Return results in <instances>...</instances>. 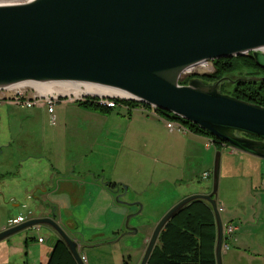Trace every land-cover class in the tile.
<instances>
[{"label":"water","instance_id":"1","mask_svg":"<svg viewBox=\"0 0 264 264\" xmlns=\"http://www.w3.org/2000/svg\"><path fill=\"white\" fill-rule=\"evenodd\" d=\"M248 52L264 69V0L0 4V89L24 81L111 87L128 95L123 99L170 112L230 148L264 159L263 106L220 92L226 76L209 82L192 77L178 83L181 74L195 64ZM218 154L213 158L211 191L187 195L170 206L155 223L137 264H145L165 222L193 200L206 201L212 210L214 259L221 264L222 226L215 203ZM41 224L56 234L76 264H84L79 251L88 245H77L54 221L53 213L0 229V240ZM124 227V233L135 231Z\"/></svg>","mask_w":264,"mask_h":264},{"label":"crops","instance_id":"2","mask_svg":"<svg viewBox=\"0 0 264 264\" xmlns=\"http://www.w3.org/2000/svg\"><path fill=\"white\" fill-rule=\"evenodd\" d=\"M63 103H53L48 113L44 103L35 102L39 107L34 114L49 118L48 124L26 125L27 136L37 139L16 140L8 126L10 139L0 142V197L32 195L30 204L40 211L32 217L53 213L54 221L77 245H88L79 251L83 263L87 261L84 249L103 247L115 241L108 242L114 236H104L122 233L116 240L137 252V264L155 223L170 206L187 195L210 192L176 189L175 183L188 184L197 165H203L202 176L208 177L213 160L207 151L221 145L206 146V136L190 131H169L162 117L135 107L122 105L101 113L72 100ZM154 157L161 165L159 174L147 168ZM218 166L224 187L215 195V203L222 231L231 226L229 233L222 234L220 262L264 264V159L248 153L218 154ZM225 193L233 194L232 198L227 200ZM19 204L15 200L12 206L17 209ZM0 207L4 208L1 203ZM80 207L85 211L81 218L76 212ZM17 215L21 213L13 217ZM78 219L89 223L91 234L100 235L101 240H85L84 234L75 231ZM124 224L135 231L124 233ZM56 239L45 245L39 225L26 227L22 235L0 241V264H46Z\"/></svg>","mask_w":264,"mask_h":264},{"label":"trees","instance_id":"3","mask_svg":"<svg viewBox=\"0 0 264 264\" xmlns=\"http://www.w3.org/2000/svg\"><path fill=\"white\" fill-rule=\"evenodd\" d=\"M211 64L213 67L211 72L188 73L180 77L178 83L184 84L192 76L209 82L241 71L242 76L239 75L230 82L228 88H225V82H222L219 86L220 92L264 107V79H250V77H264V69L254 63L250 52L214 59L211 60ZM113 100L116 105L122 104L130 108L137 105L136 101L129 99L113 98ZM75 101L83 108L101 113H109L114 108L97 103L95 97H84ZM157 112L165 118L181 123L190 132L212 138L214 145L221 144L197 125L167 111L157 109ZM214 241L215 225L209 204L203 200H193L165 222L145 264H215ZM46 264L76 263L63 242L56 239Z\"/></svg>","mask_w":264,"mask_h":264},{"label":"rangeland","instance_id":"4","mask_svg":"<svg viewBox=\"0 0 264 264\" xmlns=\"http://www.w3.org/2000/svg\"><path fill=\"white\" fill-rule=\"evenodd\" d=\"M24 1H26V0H3V1L0 0V3H6L7 4V3H19V2H24ZM212 70H213V67H212L211 61H207V63H205L203 65L194 66L193 68H191L189 70V72L202 74V73L211 72ZM243 74H247V73H243ZM239 75L242 76L241 71L234 72L233 74L228 75L227 76L228 80L223 81V82H225V88H228V85L230 84V82H232L234 79L238 78ZM182 76H183V74H181V77ZM179 82H180V80H179ZM179 84H182V83H179ZM20 90H22V94H23V96H25L24 98L29 97L33 93H37L34 88L29 87L28 85L22 86L20 88ZM4 94L9 95L10 93L5 92ZM65 99L74 101L76 103V105H78V104L75 100H81V99L74 97L73 95H70L69 97L68 96H58L56 102H58V105H65V103H63V101ZM10 101H13V100H10ZM56 102H54V103H56ZM37 105L38 104L34 103L33 105H31L28 108L20 107L19 103H17V105H14V104L12 105V104H9L8 102H6V100L0 98V142L3 140H9L10 139V134H8V126H9V128H12L13 132L15 133L14 138L16 140H21V141L31 140L32 141L34 139H37L36 135L27 136V134H26L27 126L26 125L28 123L36 124V125L37 124L43 125V123L44 124L49 123V118H48V116L46 117V114H43V113L42 114H34L35 108L39 107ZM121 107H122V104H118L114 107V109L117 110V109H120ZM135 108H136V110H139L137 107H135ZM41 111L44 112L45 108H42ZM210 147L211 148L209 149V151H207V153L211 156V160H213L214 154L216 153V151H219V154H221V155L232 154V153H238V154L245 153V152L240 151V150L232 149L226 144L221 145L219 148H217V150L214 149L213 145ZM132 156H135V155L133 154ZM156 160H157L156 157H154L153 159H149L147 162V168H148L149 172L150 171L153 172V170H155L156 172H154V173L159 174V167H161V165L159 163H157ZM202 166L203 165H201V166L197 165L196 166V171H194L195 175H193V177L190 179L191 181L188 184H186L187 183L186 181H178L177 180L175 183V188L179 189V187H180V188H189L190 190L204 189V190L211 191L212 171H213L212 165H210L211 167L209 169V176L208 177L202 176V173H201V171L203 169ZM220 170L223 171V169H220ZM219 175L220 174H219V166H218L217 185H216L215 195H218V193L220 194L223 190V187H224L223 186L224 185L223 172H222L221 178L219 177ZM156 176L157 175H155V177ZM219 178L221 179V182H220ZM228 184H230V182ZM151 189L153 190V188L151 187L147 191L149 196H151V194H152ZM159 191H161V188L159 189ZM159 193H158V195H159ZM224 195H225V198L227 200H230L232 198L233 194L225 193ZM15 200L20 202V204L16 207L17 209H15L12 206V204L15 202ZM33 200H34V198H32V195H27V197H21V198L18 197L17 198L13 195L10 197V195L5 194L3 198L0 197L1 206L4 207V208L0 207V222L3 224V228L12 225L9 223V220L15 215L16 212H20L24 218H29L35 214H38L40 211L38 209H36L35 207H32L30 204ZM14 209H15V211L12 212ZM41 209H43V207ZM76 212H77V214H79V216L81 218V216H83L84 212H85L84 207H80L78 209V211H76ZM79 220L80 219H78V221H76L77 223L75 224V227H74L75 231L80 232L81 234H84L85 240H91L92 238H99V240H101L100 235L91 234L94 231H92V229H89V227H91V225L85 221V220H90V219H88L86 217V219L84 220L85 222L82 220L79 222ZM100 230L101 229H95V232H101ZM23 231H24V228L15 232V233H12L11 235H9L7 237H9V238L10 237H17L19 235H22ZM39 233L43 234V236L45 238V245H51L54 238L56 237V234L51 232V230L48 228V226L43 225V224L39 225ZM118 235H114V234L111 235V233H110V234H107L106 236H104L103 239L114 236L111 239H109V241L115 240V241H112V243H110V244H105L103 246L104 248L103 247H100V248L92 247L90 249H84L83 253L86 254V260H87L84 264H136L137 252L134 253V251L131 250V248H129V247L125 248V247L121 246L123 241L122 240H120V241L116 240ZM7 237H5V238H7ZM5 238H3L1 240H4Z\"/></svg>","mask_w":264,"mask_h":264},{"label":"built area","instance_id":"5","mask_svg":"<svg viewBox=\"0 0 264 264\" xmlns=\"http://www.w3.org/2000/svg\"><path fill=\"white\" fill-rule=\"evenodd\" d=\"M205 63H207V62H203L202 65ZM190 69H187L182 74L186 75V74L190 73L189 72ZM20 88L21 87H13L12 85L5 87V88H1L0 89V98L13 100L14 102L19 103L21 106H30L31 104H33L35 102H42L47 106V112L51 113L52 112V105L57 100L58 96H68V95H60V94H58V95L57 94L42 95V94H38V93H33L29 97L24 98L25 96H23L22 90H20ZM5 92H9L10 94L5 95L4 94ZM74 97H76L78 99H83V97H95L97 103H99L101 105H106L109 107H113L116 105L113 98L123 99V98L118 97V96L92 95V94H80V95L74 96ZM135 107H137L140 111H146L148 113H152L154 115H158V116L162 117L164 120V123H165V127L169 131H176V132L188 131L181 123L174 121V120H170V119L165 118V117L161 116L160 114H158L157 109L153 108L152 106L137 102V105ZM220 143H221L220 145H224V143H222V142H220ZM210 144H213L212 138L207 137L205 145L208 146ZM21 221H23V217L21 215H17L15 217L11 218L9 220V223L14 225V224H17ZM230 231H231V226L228 225V226H226L224 231H222V234H223V232L229 233ZM37 241L41 242L42 237H37ZM222 245H223V242H222L221 246ZM80 258L82 261L84 260L83 256H80Z\"/></svg>","mask_w":264,"mask_h":264},{"label":"bare ground","instance_id":"6","mask_svg":"<svg viewBox=\"0 0 264 264\" xmlns=\"http://www.w3.org/2000/svg\"><path fill=\"white\" fill-rule=\"evenodd\" d=\"M0 4H6V3H0ZM197 65H202V62L195 64L194 66ZM194 66L190 68H193ZM26 85L34 88L38 94H42V95L60 94V95H68V96L70 95L78 96L80 94H92V95H106V96H118V97L128 96L126 93L118 89L87 83V82H77V81H48V82L24 81L13 84L12 86L22 87Z\"/></svg>","mask_w":264,"mask_h":264},{"label":"flooded vegetation","instance_id":"7","mask_svg":"<svg viewBox=\"0 0 264 264\" xmlns=\"http://www.w3.org/2000/svg\"><path fill=\"white\" fill-rule=\"evenodd\" d=\"M193 77V76H192ZM192 77H190V78H192Z\"/></svg>","mask_w":264,"mask_h":264}]
</instances>
